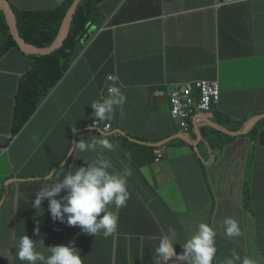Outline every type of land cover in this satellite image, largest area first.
I'll use <instances>...</instances> for the list:
<instances>
[{
  "label": "crops",
  "instance_id": "0c3cea01",
  "mask_svg": "<svg viewBox=\"0 0 264 264\" xmlns=\"http://www.w3.org/2000/svg\"><path fill=\"white\" fill-rule=\"evenodd\" d=\"M62 1L0 0V11L6 16L9 25L7 13L3 8L6 4H9L13 9L16 18L15 9L52 10ZM214 4L215 0H167L161 6L166 15L164 20L156 23H147L142 20L121 29V41L117 53L113 55V58L117 55L116 64L123 60L128 62L133 60L128 59L132 57L128 51L129 46L134 41L139 39L145 42V35L155 31H163L174 39L161 44L162 48H166L164 53L166 59H159L158 63L154 60H148V63L142 66L143 93L149 95L150 90H166L170 83L189 80L194 77L198 80H219V82L222 77L226 78L225 91L222 93L220 104L222 107L226 101V94L233 93L227 91L232 89L227 85L234 86L236 84L232 71H228L226 77L220 72L222 61L230 63V61H225L224 57L238 55L237 62L243 66L239 69L240 74L248 75L251 72H257L254 80L263 73L264 0L219 9H216ZM16 26L18 30V22ZM10 31L13 35L11 28ZM183 35L198 39L204 47V54L196 67H192L187 60L182 59L179 55L175 39ZM19 38H21L20 35ZM21 52L14 49L12 53L0 61V160L6 158L5 163L9 168L11 166L14 171L13 174L17 176L16 165L12 157L16 146H19L16 152L18 159L48 161L46 166L32 170L35 175H40L38 172L48 169L55 162L62 161L71 150L73 152V126L76 129L81 127L80 132L82 133L91 130V127H87L92 114L90 105L97 100L106 80H103V69L95 72L98 67L97 61L94 59L87 57L85 63L73 66L74 68L72 67L68 78L61 81L43 101L38 113H35L28 122L21 135L14 142H11L10 146H7L11 136L10 129L16 93L29 67V57L26 56L36 55L26 54L23 50ZM188 68L192 72L190 77H188ZM239 83L243 85L240 86L241 88L250 85V82L244 79L240 80ZM75 85L78 89L74 88ZM94 85L97 94L93 99H89L87 96L91 94V90L93 91ZM243 91L244 93H260L258 109L252 110L250 114L246 115L240 107L231 109L222 107L223 113H226L227 116L220 118L221 113L216 109L208 119L215 123L222 122L223 126L234 131L233 129H239L242 124H244L242 129L244 130L245 126L252 120L250 117L259 119L261 115L264 117V89ZM77 94H82V96L79 97ZM165 99L168 100V97H155L153 95L152 106L159 116L165 114ZM79 100L82 101L79 102ZM78 104H80L79 108L77 107ZM49 105L50 108L48 109ZM121 116L122 114H118L117 119H120ZM228 116H231L233 122L227 121ZM165 119L171 125L164 129V133L159 139L174 136L172 134H174L175 127L172 126L171 118L167 116ZM206 125L201 120H196L191 131L194 138L192 140L200 141V138L196 136L199 129L210 135L209 137L204 136V140L209 141L210 139L212 141L215 139ZM143 127L142 125L141 132L134 130L130 125L124 128H128L127 131L135 138L147 139ZM124 128L122 129L124 130ZM176 128L178 129V126ZM261 128L264 130V125ZM88 132L82 136V140L86 143L92 139L104 138ZM190 136L192 135L190 134ZM106 137L113 145L111 151L99 145L95 151L81 152L77 148L73 161L74 165L78 168L87 167L88 163H97L99 159H105L110 162L111 166L108 169L110 172L117 170L122 174V167L128 163L131 151L126 143L120 139ZM203 145H205V150L202 153L201 163L198 162L199 156L194 154L195 151L188 145H178L179 148H174L172 152L167 150L168 158L163 162L166 167L174 168L178 160L188 158L189 198L185 200V203L195 200L198 195L203 194L194 217L189 218V223L198 225L200 222H204L219 225L223 224L225 218H234L240 223L244 235L240 243L222 248V256L228 258L235 250L237 253H241L242 257L251 256L257 260L254 255V244L256 241L264 242V149H256L249 138H242L224 145L220 153L212 151L208 144L201 146ZM17 167H22L20 169L28 173L26 165L21 166L19 164ZM199 168L204 173L202 188L199 186V182L193 181L192 177V173ZM0 178H5L6 186L11 187L13 185L15 192L19 190L22 196V211L33 203L36 194L43 187L50 186L49 184L45 186L33 185L18 189V183L12 179L8 170L0 171ZM131 192L132 196L129 195L127 199L128 206L120 208H116L114 204L108 206L109 210L118 217L115 232L108 235L107 238L90 239L89 243L81 245L83 248H80L79 251L83 258L91 255L90 260L97 264L98 259L95 255L104 253L100 264H157L155 249L161 237L159 234L147 236L139 231L140 225L143 224V218L139 215L142 206L138 199L134 200L136 194L132 189ZM66 195L67 193L64 192L62 197ZM102 215L103 213H101ZM222 236L224 235L222 234ZM48 244L49 241L43 239L42 249L49 248ZM60 245H64V243L61 242ZM53 246H59V244ZM12 250H8V254H11ZM87 263L85 261V264ZM167 264H180V262L172 258Z\"/></svg>",
  "mask_w": 264,
  "mask_h": 264
},
{
  "label": "clouds",
  "instance_id": "9594fccd",
  "mask_svg": "<svg viewBox=\"0 0 264 264\" xmlns=\"http://www.w3.org/2000/svg\"><path fill=\"white\" fill-rule=\"evenodd\" d=\"M83 1L85 0H81L77 6L71 21V28L78 8ZM166 1L167 0H102L98 4L100 14L97 16V19L94 22H91L87 25V32L81 43V51L72 62L71 68L66 77L68 78L70 75L73 66L75 67L79 63H85L86 59L82 58H84V55L87 54L91 49L96 47L111 49L109 57L111 67L109 69L106 84L100 91L97 100L90 105L92 108V114L89 118L87 127H91V130H88L89 132L83 131L82 133L80 132L82 130L81 127L76 129V127L73 126V152L71 150L65 159L60 162L53 163V165H51L45 171L38 172L40 175H35V172L29 171L24 176H15L13 174L14 171L12 170L13 173L11 174V177L18 183V189H21L24 186L50 185L43 187L36 194L35 199L30 206L22 211V196L20 195L19 190L15 192L13 185L11 187H9V185L6 186L8 187V191L6 195H3L0 199V213L2 210H4V214L5 212H8L9 208H11L14 215H17L18 213L22 214L23 218L18 221V224L26 220L32 213L48 208V211H45L43 216L40 217V222L44 220L54 229L53 233L57 241L53 242L52 246L47 249L48 255H45L43 252L37 251V244L39 243L38 245L41 248L43 245V242L40 241V234H38L39 228L36 229L37 234H32V231L28 229L24 234L20 235V231H17L16 226H14L12 228L13 231H11L6 237H0V250L2 249L6 240L14 239L18 242V251L16 252L17 258L22 262H27V264H82L80 251L76 249L75 244L72 245L70 242L71 238L68 235L69 226H78L82 232L88 235L96 236V238H107L108 235L115 232L117 228L118 217L114 212L109 210L108 206L110 204H114L116 208H120L125 205L128 199L129 193L126 189V183L127 178L131 175V172L129 170H125L123 172V167L126 169L128 163L122 167V174H120L116 172H110L108 170L111 166L110 162L105 159H99L97 163H88L87 167L80 168L76 167L73 162L75 158V150L77 148L81 152L95 151L97 145H99L100 147L111 151L113 145L109 142L106 136L120 139L121 141L125 142L129 150L130 145L140 148L141 160L145 165L149 164L151 159H153L158 164L166 161L168 158L166 145L174 140H179L183 143V145L192 147V150L195 151L194 154L199 156V158L201 156V159H203V157L200 155L199 145L202 144H208L212 151L220 153L222 152L224 145L238 141L242 138H249L256 149H264V130L261 128V126L264 125L263 115L259 116L260 119L256 117H250L252 120L245 126L244 130H242L244 127V124H242L239 129H233L234 131L223 126L224 124L222 122L218 123L216 121L217 123H215L208 119V117L213 114L214 110H218L221 104L222 91L219 80L209 81L218 82L220 86V102L217 105H213L210 112L197 113V111L194 110V112L191 114V117H176L174 114L175 108L185 100L184 93L182 91L188 87H191L193 96L196 91L197 83L207 80H198L194 77L193 79L189 80L173 82L167 85L166 90H150V94L148 95L144 94L142 91L144 86V78L141 72L142 66L146 65L148 62L141 65H136V59H133L129 62L123 60L122 62L120 61L118 64H116L117 55L114 58L113 55L117 53L119 43L121 41V29L126 26L134 25L138 21L142 20H144L143 22L147 23H156L164 20L166 15L161 6ZM255 1L248 2L244 0L241 2L227 3L226 0H215L214 6L216 9H219L245 3H254ZM107 2L108 4H106ZM115 7H118L119 9L117 14L108 18L106 12L113 11ZM70 8L63 19L58 36L54 43H56L60 36L64 21ZM70 32L65 38L64 44L70 36ZM187 38L188 41H186ZM21 39L24 40L23 38ZM171 39L174 38L163 31H155L152 34L144 36L146 43L159 47H162L161 44L167 43ZM175 40L177 41L176 45L181 58L187 60V62L192 65V67H196L198 65L199 59L204 54V47L201 42L198 39L188 35H183ZM64 44L59 49H61ZM163 59H166L165 54ZM189 60H191V62H189ZM101 70L102 67H98L95 72L97 73ZM189 71L191 72V69H189ZM175 93H179L178 102L174 101ZM130 94L142 97L146 96V100L151 105V109L153 111V95L155 97L167 96L170 103V110L167 111L166 107L164 106L165 114L161 116H159L158 113L157 114L160 118L164 119L165 117L169 116L173 123L178 124V129L175 127L174 134H172L174 136L172 138L167 137L158 140L154 139L152 141L147 139H139L133 137L127 131L128 128H124L129 126L128 124H120L119 122H115L118 114L123 115L125 112L133 116L137 113V110L134 108L128 109L129 103L125 100V98ZM195 96L196 104L199 105L201 98H199L197 94H195ZM46 98H44V100ZM15 107L16 103L13 106L12 119L15 113ZM39 107L35 111L36 114L39 111ZM116 107H118L117 114L114 113ZM218 112L224 114V116H227V114L223 113V111L218 110ZM230 117L231 116H228L227 121L233 122ZM196 120H201L204 124H207L206 126L210 130L218 131L229 138H224L217 146H214L213 140L210 141L209 139V142L203 139L205 136L203 134L204 131L199 129V132L196 134V136L200 138V141L197 142L196 139L192 140L194 138L191 131L194 128ZM211 123L218 125L223 130H228L232 134H226L213 128L210 126ZM257 124L259 125L257 126ZM122 128H124L127 133ZM85 132L93 133L104 138L92 139L90 142L86 143L84 140H82V136ZM21 133L15 138H12L11 135L10 139H12V142H14L21 135ZM190 134L192 136H190ZM230 136L233 138L231 139ZM217 138L218 137H216V139ZM174 148L179 147L178 145H175L173 149ZM62 191L66 192L67 195L62 197ZM134 200H137L136 196ZM138 200L141 202V204L142 202L144 203L143 200ZM101 213H103L102 216ZM150 214L151 213L144 206H142V211L139 215H141L143 218V216H149ZM145 219L146 218H143V223ZM158 223L159 222L146 224V231H143V233L147 236L159 234L161 237L159 244L155 249L157 255V264H167V262L172 258H175V260L180 262V264H185V262L186 264H212L216 253H218L217 250H220L221 246H234V244L240 243L244 235L240 223L231 217L225 218L223 220V227L225 234L230 237V242L233 241L234 244H229L226 239H219L217 241L218 238L222 237V233L218 231L217 225L200 222L198 225L191 224L189 226L188 220H179V225L184 226L186 229L185 233H189V229L191 230L189 237L181 245L183 251L180 252L179 250L175 249V230L171 228L168 229L162 225L159 227L156 225ZM3 225V216H1L0 229ZM101 230H103V234L98 233ZM61 242H63L64 245H60ZM258 242L261 245H264V242ZM54 244H59V246H53ZM13 247L14 246L12 245L7 246V250H11ZM258 263L259 262L251 256L241 257L235 250L232 251L230 257L225 258L222 262V264Z\"/></svg>",
  "mask_w": 264,
  "mask_h": 264
},
{
  "label": "rangeland",
  "instance_id": "374dc122",
  "mask_svg": "<svg viewBox=\"0 0 264 264\" xmlns=\"http://www.w3.org/2000/svg\"><path fill=\"white\" fill-rule=\"evenodd\" d=\"M33 10V9H32ZM118 7H115L113 11L106 12L107 17H111L117 14ZM166 48H162L153 44H149L146 42H143L141 40L134 41L129 46V53L131 54V58L128 59H136V65H141L144 63H147L148 60H154L156 63L159 62V59L164 58ZM110 48H101L96 47L91 49L87 54L84 55V58L86 59H94L97 61V67H102L103 69V80L107 81V77L109 74V69L111 67L110 65ZM230 59H226L225 61L228 62H221L220 65V72L223 74V76H227L228 71H232L235 79L236 84L234 86L227 85L229 88H232L230 90H227L228 93L226 94V101L223 103L222 107L226 109H231L235 107H240L243 113L246 115L250 114L252 110L258 109L260 106L259 98L260 93H244L243 90L248 91H258L264 89V70L263 73L259 75L258 79L254 80L255 76L257 75V72H251L248 75H242L240 74V68L243 67L237 60L239 59V56H229ZM125 58V57H124ZM236 61V62H235ZM191 62V60H189ZM238 65L239 67H237ZM191 76V72L188 68V77ZM225 79L222 78L220 80V86L221 91L224 93L225 91ZM247 80L250 82V85L246 88H241L240 86H243L240 84V80ZM75 89H78L75 85ZM94 91V93H93ZM93 91L91 90V94L87 96L89 99H93V97L97 94V89L95 85L93 86ZM79 97L82 96V94H77ZM126 101H128V109H136L137 113L135 115H130L127 113H123L120 119H115V122H119L120 124H128L134 128V130H138L141 132L142 125L143 132L145 134V137L152 141L155 138L159 139L164 133V129L166 127H170V123L164 119L160 118L157 113H155L151 109V105L147 102L146 96H137L130 94L125 98ZM82 100H79V102ZM254 101V102H253ZM241 102V104H240ZM165 107L167 111L170 110V103L169 100L165 99L164 101ZM79 105L77 107L79 108ZM221 106L218 108L219 111H223V108ZM50 108V105L48 106V109ZM114 113H118V107L115 108ZM177 123H172V126L177 127ZM232 139L233 137L230 136ZM180 145L183 146V143L179 140H174L170 143H168L167 150L169 152L173 151V146ZM18 147L16 146L14 150L13 155V162L16 165V174L18 176H24L25 173L22 171V167H17L19 164L21 166H27L26 169L29 171L34 170L37 167H44L48 163V161H40V160H33V161H27L24 159H18L16 152L18 151ZM149 148V147H148ZM130 155H129V162L128 166L125 169L123 167V172L125 170H129L131 172V175L127 178L126 183V189L129 190L130 197L132 196V191L136 194L137 199H141L144 201L142 202L141 206H144L151 214L149 216H143V218H146L147 221L143 223V225L161 222V221H174V220H184V215L189 212V203H185V200L189 198V164H188V158H182L178 160L175 163V167H166L164 163H156L153 159L150 160V163L148 165H145L142 163L141 160V149L134 147L130 145ZM202 150H205V145L202 146ZM6 158H3L0 160V171L8 170L10 172V175L13 173L12 168L5 163ZM45 171V170H44ZM113 172L119 173V171L114 170ZM193 181L201 183L203 181V174L198 169L197 171H194L192 173ZM5 178H0V199L2 196L6 195L8 191V187H6V182L4 181ZM201 188L202 186L199 185ZM131 187V189H130ZM61 193H64L63 191ZM129 202L126 201L124 206H128ZM1 205V201H0ZM180 207V208H175ZM3 211L0 213V217L3 216V222L4 225L0 229V237L7 236L11 231H13V227L18 225V221L22 219V214L18 213L17 215L13 214V210L11 208L8 209V212H5L3 214ZM198 211V210H197ZM161 213H167L166 215H159ZM201 215V214H199ZM189 219V218H188ZM34 222L30 225V230L33 231L34 229L39 228L40 232V241L43 242V239L49 241L48 246L51 247L53 242H56L57 240L54 237V229L48 225L44 220L42 222ZM218 231H220L224 236L217 239H226L229 244H234L233 241L230 242V237H228L225 234V230L223 227V224L217 225ZM26 232V229H22L19 234L22 235ZM191 230L189 229V233ZM189 233H180L176 234V239L174 243L175 249L182 252L181 245L186 241V239L189 237ZM85 243H89V240H87ZM14 246L12 253L8 254L9 251L7 250V246ZM217 246V243H216ZM232 246V245H231ZM48 248L42 249L37 244V251L43 252L45 255H48L47 252ZM18 251V242L14 239H8L4 242V245L2 249L0 250V264H27V262L20 261L17 256L16 252ZM81 254V252H80ZM241 256V253H238ZM104 253L95 255V257L98 259V263L100 264L102 257ZM254 255L256 256L258 260V264H264V245H261L258 241L254 244ZM92 256L88 255L87 258H83L81 254L82 264H85V261H87V264H96L93 263L90 258ZM242 257V256H241ZM225 257L220 256V253H216L212 264H222ZM85 260V261H84Z\"/></svg>",
  "mask_w": 264,
  "mask_h": 264
},
{
  "label": "trees",
  "instance_id": "16d2710c",
  "mask_svg": "<svg viewBox=\"0 0 264 264\" xmlns=\"http://www.w3.org/2000/svg\"><path fill=\"white\" fill-rule=\"evenodd\" d=\"M74 1L75 0H63L52 10L15 9L20 37L28 44L37 48L50 47L56 40L63 19ZM101 1L102 0H85L80 4L72 24L70 36L61 49L47 56H26L29 57V67L25 77L19 85L15 97L16 107L10 129L12 138L17 137L21 133L44 98L67 77L72 62L81 51V43L87 32V25L94 22L100 14L98 4ZM14 49L21 52L20 47L11 34L6 16L0 11V60L9 53H12ZM224 59H230V57L226 56ZM219 117L223 118L224 114H220ZM211 133L215 137V140H213L214 146H217L224 138H229L215 130H211ZM203 134L207 137L209 136L206 132H203ZM216 137L218 138L216 139ZM11 142L12 139L8 141L7 146H10ZM199 146L200 155H202L204 150H202L201 145ZM198 162H202L201 156ZM200 171L204 177L203 171L201 169ZM202 182L199 183L201 186ZM202 195H198L195 200H190L188 202L189 212L184 215L186 220L189 221L188 218L192 219L194 217ZM45 211H48V208L32 213L26 220L20 222L16 226V230L21 231L22 229H30L32 222H34L33 224H35V222H40V217L43 216ZM166 214L167 213H161L159 215ZM146 221L147 219H145L144 222ZM156 225L159 227L162 225L168 229L171 228L175 230L176 234L186 232L185 227L179 225V219L174 221H161ZM190 225L189 223V226ZM146 228L147 226L142 224L140 225L139 231L143 233V231H146ZM40 232L39 230L38 234H40ZM98 233L103 234V230ZM32 234H37L36 229L32 231ZM68 235L71 238L70 242L72 245H77V250L83 248L81 245H84L87 240L97 239L96 236L82 232L78 226H69ZM224 247L226 246H221L220 250H217L220 256H222V248Z\"/></svg>",
  "mask_w": 264,
  "mask_h": 264
},
{
  "label": "built area",
  "instance_id": "2783aa9c",
  "mask_svg": "<svg viewBox=\"0 0 264 264\" xmlns=\"http://www.w3.org/2000/svg\"><path fill=\"white\" fill-rule=\"evenodd\" d=\"M244 0H226L227 3L241 2ZM248 2L255 0H246ZM184 101L175 108L176 117H191L194 110L198 112H210L213 105L220 102V86L218 82L202 81L196 85V91L192 96V88L188 87L182 91ZM201 98L200 104H196V96ZM174 101H179V93L174 94ZM186 126V125H185Z\"/></svg>",
  "mask_w": 264,
  "mask_h": 264
},
{
  "label": "water",
  "instance_id": "95a60500",
  "mask_svg": "<svg viewBox=\"0 0 264 264\" xmlns=\"http://www.w3.org/2000/svg\"><path fill=\"white\" fill-rule=\"evenodd\" d=\"M81 0H75V2L73 3L72 7L70 8L67 16H66V19L64 21V25H63V28L61 30V33H60V36L58 38V40L56 41V43H54L51 47L49 48H37L35 46H32V45H28L24 40H22L21 38H19V35H18V30H17V20L15 18V14H14V11L13 9L10 7L9 4H6L5 7H3L7 13V17H8V20H9V25H10V28L12 30V33L16 39V41L18 42L20 48L26 53V54H29V55H33V54H36V55H50L54 52H56V50H58L63 44H64V40L65 38L69 35V32H70V26H71V21L73 19V15L77 9V6L79 4ZM6 2V1H5ZM210 126H212L213 128L223 132V133H226V134H232L231 132H229L228 130H223L221 127H219L218 125L216 124H210ZM233 135H237V134H233Z\"/></svg>",
  "mask_w": 264,
  "mask_h": 264
}]
</instances>
